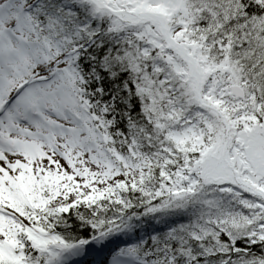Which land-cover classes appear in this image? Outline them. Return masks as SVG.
Returning <instances> with one entry per match:
<instances>
[{"label": "snow or ice", "instance_id": "1", "mask_svg": "<svg viewBox=\"0 0 264 264\" xmlns=\"http://www.w3.org/2000/svg\"><path fill=\"white\" fill-rule=\"evenodd\" d=\"M0 264H264V0H0Z\"/></svg>", "mask_w": 264, "mask_h": 264}]
</instances>
